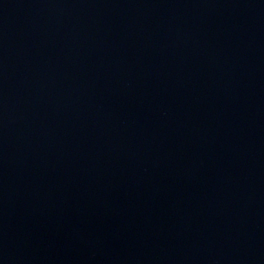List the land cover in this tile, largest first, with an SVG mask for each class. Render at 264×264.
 I'll list each match as a JSON object with an SVG mask.
<instances>
[{"label": "water", "instance_id": "water-1", "mask_svg": "<svg viewBox=\"0 0 264 264\" xmlns=\"http://www.w3.org/2000/svg\"><path fill=\"white\" fill-rule=\"evenodd\" d=\"M0 264H264V0H0Z\"/></svg>", "mask_w": 264, "mask_h": 264}]
</instances>
